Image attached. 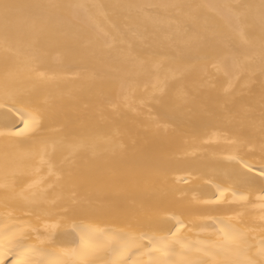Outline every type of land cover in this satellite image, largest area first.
<instances>
[{"label":"bare ground","instance_id":"bare-ground-1","mask_svg":"<svg viewBox=\"0 0 264 264\" xmlns=\"http://www.w3.org/2000/svg\"><path fill=\"white\" fill-rule=\"evenodd\" d=\"M0 264H264V0H0Z\"/></svg>","mask_w":264,"mask_h":264}]
</instances>
